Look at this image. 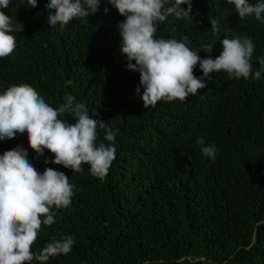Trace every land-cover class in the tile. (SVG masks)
I'll return each instance as SVG.
<instances>
[{
  "label": "trees",
  "instance_id": "trees-1",
  "mask_svg": "<svg viewBox=\"0 0 264 264\" xmlns=\"http://www.w3.org/2000/svg\"><path fill=\"white\" fill-rule=\"evenodd\" d=\"M47 3L11 0L0 8L23 26L13 33L15 51L0 59V94L28 84L54 108L71 95L116 130V156L100 181L88 165L75 173L45 164L54 156L37 157L26 135L0 141V155L19 146L39 172L53 168L74 185L70 206L53 208L55 223L42 226L33 253L53 236L71 235L72 251L46 264H264V72L259 80L211 73L185 102L144 108L135 93L139 73L126 69L118 50L117 24L125 17L101 0L94 14L61 28L47 24ZM191 8V19L170 15L158 23L156 37L188 36L203 59L219 55L225 36H246L255 46L253 71L261 69L264 23L241 19L227 0H191ZM194 75H202L199 65ZM61 119L75 122L71 114ZM103 137L98 129L97 144L110 143ZM201 137L216 146L214 160L202 154Z\"/></svg>",
  "mask_w": 264,
  "mask_h": 264
},
{
  "label": "clouds",
  "instance_id": "clouds-1",
  "mask_svg": "<svg viewBox=\"0 0 264 264\" xmlns=\"http://www.w3.org/2000/svg\"><path fill=\"white\" fill-rule=\"evenodd\" d=\"M11 0H0V8H8ZM101 0H48L47 24L67 26L70 21L86 18L98 10ZM122 17L117 24L119 52L126 57V69L139 73V86L135 93L143 107H154L158 102H185L206 88L211 73H226L229 79L252 78L259 80L264 72V58H259L260 70L253 71L251 57L254 44L251 38L225 36L222 50L213 58H201L198 50L189 45L188 36L182 40L157 38L158 23L173 15L177 19H191V0H107ZM234 6L241 19L254 15L264 23V0L253 5L249 0H227ZM35 8L37 0H27ZM181 5H186L182 8ZM108 8L104 9L107 14ZM211 30L218 32V23L210 20ZM23 31L20 23L13 25L10 16L0 11V59L10 56L16 48L17 37L13 33ZM206 52L211 46H206ZM134 61V63H133ZM199 65L202 75L196 77L194 69ZM141 89L143 93L141 95ZM71 114L74 123L61 116ZM98 129L104 130V141L97 144ZM17 134L26 135L28 148L37 157L49 152L54 159L44 163L60 165L72 172L83 171L88 165L90 174L103 181L116 156L114 141L116 130L107 123L88 114L83 103H74V97L66 94L58 108L49 103L30 85L12 84L0 94V141L14 139ZM204 145L202 154L215 159L216 146L205 145L204 138L197 140ZM25 149L17 146L0 155V264H46L50 258L67 255L75 243L71 235L51 237L37 253L32 246L42 226L55 223L56 210L70 206L74 185L63 172L45 168L41 173L27 158ZM147 264V262H145ZM163 264V262H160Z\"/></svg>",
  "mask_w": 264,
  "mask_h": 264
}]
</instances>
